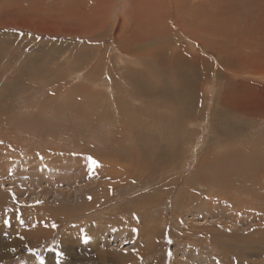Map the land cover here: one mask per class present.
<instances>
[{"label": "rangeland", "instance_id": "374dc122", "mask_svg": "<svg viewBox=\"0 0 264 264\" xmlns=\"http://www.w3.org/2000/svg\"><path fill=\"white\" fill-rule=\"evenodd\" d=\"M143 1L0 0V264H264V174L246 166L264 156V0ZM99 13L109 34L78 36ZM120 17L141 39L156 18L166 59L201 66L188 121L131 97L128 73L154 67L112 37ZM223 106L245 117L218 125Z\"/></svg>", "mask_w": 264, "mask_h": 264}, {"label": "bare ground", "instance_id": "6f19581e", "mask_svg": "<svg viewBox=\"0 0 264 264\" xmlns=\"http://www.w3.org/2000/svg\"><path fill=\"white\" fill-rule=\"evenodd\" d=\"M103 1V0H101ZM116 2V0H114ZM130 1V0H129ZM125 2V1H124ZM148 0H144L143 3L147 4ZM172 2H174L173 7H180L181 5L179 3H175V2H180V0H172ZM101 3V2H100ZM103 3V2H102ZM112 3H114L112 1ZM133 3V2H132ZM9 4V3H8ZM102 5V4H100ZM63 7V6H62ZM147 7H150L149 5ZM133 8V7H132ZM179 10V8H178ZM189 11V10H188ZM106 15H103V18L105 16H107V13H105ZM134 15V14H133ZM127 16H125L124 18H126ZM111 18V17H109ZM119 18V17H118ZM90 24L84 25V29L82 28V30H78V36L84 35L89 37V42L94 41L95 39H102L104 37H106V35H108V31L110 30L111 27L108 26L107 24V20L110 19H102L100 13L99 16H97V14H92V16L88 19ZM113 20V19H111ZM122 22V17H120L119 19V30L117 33H115V31L112 34V37H114L116 40H118L120 43H125L124 45H121L122 48L127 51H129V58L132 62H134V64H138V65H146L149 67H154L152 68L150 71L151 72H143V70H141L140 72L137 71V73H134V71H130V73H128L127 77L124 79L126 80V82L128 83V88L127 90H130V94L132 98H140L144 104H148L147 100H150V102L152 101L153 103H155L157 106H165L170 108L171 110H177V114H178V118L182 119V121H184V119L186 118L189 119L192 117V115L194 114V108H197V104L194 101V96L190 94L191 91V86L190 85H186V82L188 79H192L195 81L198 80L197 78L201 75V66H193L192 64H190L188 61H186L183 57L181 56H174V57H168L166 59L165 57V53L166 51L164 50V47L162 44H160L157 41L158 35L157 33L154 31V29L156 28V18L151 17L148 21L146 25H148L147 27L150 28L151 30H147L144 33V37H146L145 39H141L138 37V35H136L134 32H128L129 34H127V36L129 37H125L123 36L121 27L123 24H121ZM131 20V19H130ZM206 21V20H205ZM111 22V21H109ZM113 22V21H112ZM116 22V21H115ZM178 22V21H177ZM222 22V21H221ZM2 23V22H1ZM114 23V22H113ZM179 23V22H178ZM176 23V24H178ZM4 24V23H3ZM190 23L188 22L186 25L190 27L189 25ZM115 25V24H114ZM117 25V24H116ZM115 25V26H116ZM3 26V25H0ZM125 26V25H124ZM173 26V25H172ZM186 26V28H187ZM113 27V25H112ZM118 27V26H117ZM174 27V26H173ZM173 27H171L173 29ZM182 27V25H181ZM188 27V28H189ZM125 28V27H124ZM112 30V29H111ZM114 30V29H113ZM128 30V29H127ZM190 30V29H189ZM229 30V29H228ZM134 31V29H133ZM216 31V30H215ZM112 32V31H111ZM187 32V30H186ZM108 33V34H106ZM188 33V32H187ZM198 34V33H197ZM203 34V37L207 40L208 38L205 36L206 33H201ZM208 34V33H207ZM218 34V33H217ZM191 35V34H189ZM229 36V35H228ZM109 37V36H108ZM134 37H136L135 39H133ZM188 37V36H187ZM230 37V36H229ZM191 38V37H190ZM197 38V37H196ZM113 39V38H112ZM103 40V39H102ZM226 40H229V38H226ZM112 41V40H111ZM117 41V42H118ZM202 41V38H201ZM230 41V40H229ZM114 43V42H113ZM146 43L150 44L151 47L150 48H141L143 47ZM227 43V42H226ZM219 45V44H217ZM158 47V48H156ZM216 47V46H215ZM121 48V49H122ZM219 48V47H218ZM221 48V47H220ZM223 48V47H222ZM147 49V50H146ZM17 50H19V48H17ZM142 50V51H141ZM222 50V49H221ZM100 51V50H99ZM126 51V52H127ZM136 51V52H135ZM141 51V52H140ZM133 52V53H130ZM135 52V53H134ZM88 53V49L86 48L84 50L83 53H81V58H85L86 55ZM103 52L100 51L99 52V61L102 62V57L104 54H102ZM134 54V55H133ZM226 54V53H225ZM134 56V57H133ZM216 56V62L217 61H221L220 59V54H215ZM238 58H242L241 56H237ZM253 57V56H252ZM1 59V58H0ZM92 59V57H91ZM243 59V58H242ZM247 59L249 62H251L253 60L250 59V57L245 58ZM90 60V59H89ZM89 60H87L85 63H91ZM237 60V59H236ZM244 60V59H243ZM246 60V61H247ZM235 61V60H234ZM240 61V59H239ZM242 61V60H241ZM240 61V62H241ZM245 61V62H246ZM94 62V61H93ZM203 65H202V70L203 72H207V71H217L219 70V66L217 64H213L211 62L210 66L209 64L205 61L202 60ZM222 62V61H221ZM238 62V60H237ZM96 64H100L97 63V61L95 62ZM173 63V64H172ZM218 63V62H217ZM239 63V62H238ZM237 63V64H238ZM248 63V62H247ZM165 64V66H164ZM241 65V64H240ZM245 65V64H244ZM248 65V64H247ZM159 66H163V67H159ZM204 66V68H203ZM217 66V67H216ZM148 68V67H147ZM237 70V69H236ZM235 70V71H236ZM247 71V70H246ZM240 72V71H239ZM248 72V71H247ZM254 72V71H252ZM244 73V72H243ZM255 73V72H254ZM127 74V73H126ZM246 74V73H245ZM199 75V76H198ZM198 76V77H197ZM197 77V78H196ZM215 78L217 79V81H220L219 78H223L222 76H215ZM255 78V77H254ZM85 80V79H84ZM173 84L170 85V84ZM185 86V87H184ZM222 86V85H221ZM184 87V88H183ZM184 90H188L189 93H182V91ZM144 95V97L142 96ZM93 96V95H92ZM95 98V97H94ZM223 99V98H222ZM132 100V99H131ZM139 101V100H138ZM120 102V101H119ZM216 102V100H215ZM192 107H191V106ZM225 105V103H224ZM114 106V105H113ZM111 106L112 109H115L114 107L116 106ZM121 106V105H120ZM119 106V107H120ZM160 106V107H161ZM178 106L183 108H178ZM152 107V106H151ZM224 107V106H223ZM221 107L220 109H218L217 112H215V110L213 111V115L212 117L214 119L217 118V120L219 121V123H217L218 125H223L226 123V116L232 118H238L239 116H241V118H243L244 115H242L243 113L239 110L237 111H232L231 109H229L228 107ZM122 109H125L123 107V105L121 106ZM149 110V109H148ZM122 111V110H121ZM196 114L198 113V109L195 111ZM241 113V114H240ZM210 117V118H212ZM245 117V116H244ZM212 118V119H213ZM264 118V117H263ZM256 119V118H255ZM254 119V120H255ZM253 120V121H254ZM188 121V120H187ZM214 122V121H213ZM211 122V123H213ZM217 122V121H216ZM212 125V124H211ZM216 125V124H215ZM228 126V124H225ZM232 125V123L230 124V126ZM214 126V124H213ZM259 126V125H258ZM216 128V127H215ZM222 128V127H221ZM225 128V127H224ZM241 128V127H240ZM246 129V128H244ZM242 129V130H244ZM226 130V128H225ZM233 130V129H232ZM239 130V129H238ZM226 132H222L221 129H219L217 131V135L219 137H224V136H230L232 135V133H230V129L228 128V130H226ZM242 132V131H239ZM249 133V132H247ZM238 135V134H237ZM233 136V135H232ZM238 137V136H237ZM247 138V137H246ZM234 139V138H233ZM223 140V139H222ZM237 140V139H236ZM230 144V143H229ZM249 144V142H248ZM255 144V143H254ZM259 146V145H258ZM261 146V145H260ZM237 147V146H236ZM246 149H253V145H251L250 147L252 148H248L247 144L245 145ZM260 148V147H259ZM262 148V147H261ZM256 149V148H255ZM254 150V149H253ZM257 150V149H256ZM255 150V151H256ZM259 150V149H258ZM263 150V149H262ZM238 154V153H237ZM261 156V154H260ZM240 157V156H239ZM206 157H202V159H205ZM245 158V157H244ZM244 158H241L243 161ZM213 159V158H212ZM237 156L234 154H230L228 157H223L220 158L218 165L222 166L225 165L226 163L233 164V169L234 171H237L239 168H242V163H236ZM260 159L258 162L257 160ZM264 156L259 157L258 155H252L250 157V160L246 166H248L250 169L257 171V170H261L262 172H258L256 174L262 175L264 174V166H262L261 164H259V162L263 161ZM205 163V162H203ZM203 165V164H202ZM140 170V169H139ZM145 170V169H144ZM219 171H221L219 169ZM83 172V171H82ZM241 172V171H240ZM244 172V171H243ZM209 173V172H208ZM239 173V172H238ZM206 174V173H204ZM249 175V174H248ZM247 175V176H248ZM258 175V176H259ZM263 176V175H262ZM82 177V176H81ZM260 177V176H259ZM258 177V178H259ZM195 178V177H194ZM256 178V177H255ZM263 178V177H260ZM242 180V179H241ZM258 180V179H257ZM262 181V180H261ZM202 182V181H201ZM251 183V182H249ZM206 184V183H205ZM256 184V183H254ZM258 186V184H257ZM223 187V186H222ZM264 191V189H263ZM245 194V193H244ZM256 196V195H255ZM249 197V196H248ZM247 197V198H248ZM254 197V196H253ZM260 198V197H259ZM264 198V197H263ZM262 198V199H263ZM214 199V198H213ZM86 201V200H85ZM215 210V209H214ZM224 213V212H223ZM97 225V224H96ZM96 228L98 230L99 229V225L96 226ZM93 236V234H92ZM92 238V237H91ZM135 236H132V242H138L135 241ZM146 248V247H145ZM135 252H137V255L134 256L133 258H135L134 260H130L131 263H137L138 260L144 259L145 255L147 254L146 250L142 251L141 249H137ZM145 259H147V257H145ZM144 261V260H142ZM141 262V261H138ZM121 264V263H120Z\"/></svg>", "mask_w": 264, "mask_h": 264}, {"label": "snow or ice", "instance_id": "6c2138e0", "mask_svg": "<svg viewBox=\"0 0 264 264\" xmlns=\"http://www.w3.org/2000/svg\"><path fill=\"white\" fill-rule=\"evenodd\" d=\"M91 164L93 166H96V161L91 160ZM89 199H91V198H89ZM7 223H8V221H5V224H7ZM53 227H55V225H53ZM81 240H82V242L84 244H88L89 243V240H90V237L87 234H82L81 235ZM169 255H171V254L169 253ZM61 256H62V254L60 252H57L58 264H59V258H61ZM40 264H44V261H43L42 258L40 259Z\"/></svg>", "mask_w": 264, "mask_h": 264}]
</instances>
